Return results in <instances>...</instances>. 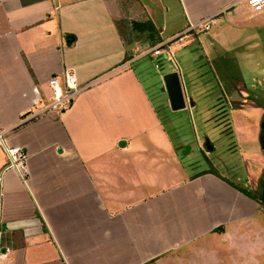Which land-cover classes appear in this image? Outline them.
<instances>
[{"label":"crops","instance_id":"obj_1","mask_svg":"<svg viewBox=\"0 0 264 264\" xmlns=\"http://www.w3.org/2000/svg\"><path fill=\"white\" fill-rule=\"evenodd\" d=\"M237 1L194 2L187 26L227 16L224 25L245 43L251 38L241 31L263 24L264 10ZM147 2L0 0V129L48 104V81L65 70L81 85L99 80L67 110L6 135L28 160L23 180L5 169L0 148V264H207L214 243L230 233L238 242L248 219H264V195L248 196L207 170L184 177L141 76L144 63L131 59L187 26L163 37L166 22L156 24ZM151 60L160 67L166 59ZM259 60L241 67L263 73ZM174 63L178 70L166 73L179 71Z\"/></svg>","mask_w":264,"mask_h":264},{"label":"rangeland","instance_id":"obj_2","mask_svg":"<svg viewBox=\"0 0 264 264\" xmlns=\"http://www.w3.org/2000/svg\"><path fill=\"white\" fill-rule=\"evenodd\" d=\"M199 1L149 0L147 5L158 26L165 20L167 30L163 37H168L174 30L188 25L186 12L189 14L190 8L198 3L204 5V0ZM239 7L249 9L245 3L236 8ZM226 17L208 32H194V42L183 49H174L172 60L161 61L159 68H155L156 63L149 57L140 59L139 64L144 63L141 76L168 141L178 151L184 177L213 168L231 186L235 184L244 194L253 193L260 198L264 195V72L241 67V63L259 62L260 57L264 60V23L245 27L246 32L241 31V35L251 39L244 43L236 40L238 28L228 29L224 25ZM119 27L122 29L124 25ZM219 32L222 33L213 39ZM191 47L194 55L188 54ZM214 53L225 55L215 59ZM244 55L250 59L243 60ZM174 62L180 66L187 98L195 103L192 108L187 106L177 112L171 111L162 83L166 72L178 70ZM206 139L211 151L205 149ZM263 222L259 215L248 219L246 232L240 234L238 242L233 233L222 237L208 248V259L204 258L207 264H264ZM228 230L232 232V228ZM198 251L203 259L202 251Z\"/></svg>","mask_w":264,"mask_h":264},{"label":"built area","instance_id":"obj_3","mask_svg":"<svg viewBox=\"0 0 264 264\" xmlns=\"http://www.w3.org/2000/svg\"><path fill=\"white\" fill-rule=\"evenodd\" d=\"M245 3L253 12H262L264 10V0H238L232 6ZM214 17L201 19L191 25L187 26L181 32L159 42L152 48H149L142 53L132 57L131 62L138 61L144 57L153 59L162 58L172 60L173 50L182 48L193 41L194 32H207L211 29ZM155 68H159L156 63ZM115 71L111 72L114 73ZM179 72V71H178ZM110 73V74H111ZM99 80L93 81L88 84L81 85L78 81L76 74L73 71L65 70L60 75L53 76L48 81V86L51 89V100L48 104H38L35 106L34 111H30L19 124L9 128L0 129V148L4 150L7 157L6 170H15L20 177L25 180L27 178V154L26 152L16 146H10L6 142V135L17 126L36 119L51 111L63 112L67 110L74 99L83 91L89 89Z\"/></svg>","mask_w":264,"mask_h":264},{"label":"water","instance_id":"obj_4","mask_svg":"<svg viewBox=\"0 0 264 264\" xmlns=\"http://www.w3.org/2000/svg\"><path fill=\"white\" fill-rule=\"evenodd\" d=\"M162 83L171 111H182L185 110L187 106L190 108L194 106L192 99L187 98L185 87L178 71L164 74L162 76ZM262 142L264 149V132ZM205 149L207 151L212 150V146L207 139L205 140ZM186 151H188V148H186Z\"/></svg>","mask_w":264,"mask_h":264},{"label":"trees","instance_id":"obj_5","mask_svg":"<svg viewBox=\"0 0 264 264\" xmlns=\"http://www.w3.org/2000/svg\"><path fill=\"white\" fill-rule=\"evenodd\" d=\"M151 26V29H153L152 28V25H150ZM208 172H210V173H213V174H215V175H218L217 174V172H215L214 171V169L212 168V169H210V170H207ZM242 192H244V190H242ZM246 192V191H245ZM248 193H246V195H247ZM249 196V195H248ZM263 207H264V203H263ZM263 213H264V209H263ZM217 231H219L220 229H216Z\"/></svg>","mask_w":264,"mask_h":264}]
</instances>
